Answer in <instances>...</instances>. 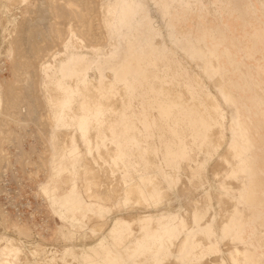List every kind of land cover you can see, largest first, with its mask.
Here are the masks:
<instances>
[{"label":"rangeland","instance_id":"rangeland-1","mask_svg":"<svg viewBox=\"0 0 264 264\" xmlns=\"http://www.w3.org/2000/svg\"><path fill=\"white\" fill-rule=\"evenodd\" d=\"M181 1L186 14L181 45L168 37L160 6L153 7L160 24L159 28L154 25V46L148 47V53L155 66L148 67L143 90L148 91L151 100L154 97L151 113L154 127L146 130L145 125L143 128L135 123L144 134H137L136 138L147 143L148 149L141 145V153L132 148L133 160L139 167L126 170L130 179L112 170L111 161L104 158L105 151L100 156L89 155L81 142L88 130L84 129L87 120L81 126L75 124L83 106L77 110L78 116L73 112L72 118L81 133L69 130L74 126L56 133L58 170L49 172L35 165L43 151L41 141L48 137L35 124L29 122L27 130L23 129L26 135L20 138L17 135L18 141L0 139L9 165L4 170L9 172L10 179L6 190L0 192V264H119L114 258H104L112 245L121 249L133 264H264V0ZM213 5L217 10H213ZM35 10L37 0H0V79L15 78L7 56L12 38L18 23L27 32L26 23L35 19ZM101 21L99 24L103 26ZM100 29L103 42L95 39L97 42L92 40L91 48L81 49L105 51V26ZM27 34H21L20 43L24 40L29 43ZM49 40L43 44H52ZM139 44L142 54L146 41L140 39ZM201 46L204 54L199 56ZM139 59L147 62L144 56ZM173 59L186 68L185 81L171 77L177 73L175 67L169 69V65L176 64ZM92 73L98 77L97 71ZM111 75L101 79L102 91L113 87V81L108 90L102 86L105 81L111 82ZM67 101L64 105L70 111ZM132 101V109L139 116V100ZM109 105L116 108L114 97ZM13 124L8 125L13 128ZM105 127L104 135L94 132L99 141L105 140L106 145L111 133L116 142L113 127L110 124ZM27 152L31 159L26 160ZM226 154V158L229 155L232 158L228 165L223 162ZM74 164L76 169L72 172ZM96 169L102 184L98 193L91 188L90 193L95 194L88 195L84 181ZM230 172L241 176L239 190L235 189L239 182L228 177ZM141 174H150L152 179H141ZM125 181L137 183L141 188L145 184L149 187L158 184L160 189L154 200L143 189L147 201L125 202ZM224 184L235 188L229 186L231 190H228ZM72 186L86 204L99 206L103 214L99 216L84 209L66 212L58 205L53 206L41 189L46 187L55 197H61ZM3 189L0 183V191ZM110 197L115 200L110 201ZM59 210L65 214L63 219ZM140 220L150 222V227L145 228ZM122 231L126 237L121 236ZM108 255L116 257L112 252Z\"/></svg>","mask_w":264,"mask_h":264},{"label":"bare ground","instance_id":"bare-ground-1","mask_svg":"<svg viewBox=\"0 0 264 264\" xmlns=\"http://www.w3.org/2000/svg\"><path fill=\"white\" fill-rule=\"evenodd\" d=\"M10 1H14V0H10ZM15 1H17V0H15ZM21 1L26 2L27 0H21ZM213 8H214L213 10H217L216 5H213ZM31 12H32V10L29 13H31ZM219 16L221 17L220 13H219ZM101 19H102L101 5H100V2H98L97 0H37V11L35 13V19L32 22H29V24L26 21L27 22L26 24L28 25L27 26V32L24 30L25 28L24 29L22 28V26H21L22 29L19 27L20 23H18V28L15 29V35H14V38H12V42H11V50L9 51L7 56L10 59L9 62H12V65L14 67L13 68V75L14 74H16V75H14L15 78H13L11 76L12 79L10 77L11 80H8V81L0 79V119H1V116H3V118L0 121V136L2 135L1 136L2 138H0V139L1 140L4 139L3 140L4 142L6 140L7 141L8 140H14L15 141L16 139L18 141V136L20 138V135H22L23 132L26 131L27 128L29 127V122L35 124V126H37L38 130H45L47 132L46 134L48 137L45 138L43 141H41L42 146H43V151L41 152V154L38 155V159L36 160L35 165L37 167L42 168V169L44 168V170H47L49 172L53 171L55 169L58 170L57 169V162H55V147H56L55 146V142H56L55 139L57 138L56 133L58 131H61L64 129L67 130L70 126L71 127L75 126L73 124L74 123L73 119H74L75 115L73 114V112H70L69 110H67L65 108V105H64V102L67 101V97L57 87L56 77L54 74V70H55L54 60L56 59V54L60 53L61 50L63 49V47L66 46L67 44H69L68 43L69 38H73V39L76 38V40L70 44L71 45L73 44L74 47H76L78 49H81L83 47H85V48L90 47L91 48L92 43L94 42L95 39H99V43L101 41L103 42V39H104L103 36L104 35L101 36V33L103 31L100 33L98 32L101 30L100 27L104 26L103 24H102L103 26H101L99 24L100 23L99 21ZM21 21H23V20H21ZM102 21H101V23H102ZM22 25H23V23H22ZM20 29H21V31H20ZM23 30L25 32H23ZM22 33H28L27 35L29 36V38H28V36H27V38L29 40V43H27L28 42L27 40H26L27 42H25V40H24L25 37L23 36L24 34L22 36H23V40L25 43L23 41H22L23 43L19 42L20 41L19 37H21ZM100 36H101V39H100ZM38 39H40L41 41H39ZM46 40H49L50 42L52 40V44L51 43L50 44L49 43L43 44V42H46ZM92 40H93V42H92ZM54 41H55V44L53 45ZM95 42H97V41L95 40ZM96 44H98V43H96ZM22 47L24 50H22ZM57 47L58 48L60 47V49H57ZM24 51L26 52V54L24 53ZM198 53L200 54L199 56L204 54L203 46H201L199 48ZM27 54L29 56H27ZM26 57H28L29 60L26 59ZM53 58H54V60H53ZM117 58H118V56H117ZM199 60H201V58ZM32 61H34V62H32ZM112 62L108 59H101V58H89L86 61L87 64H90L92 66L94 65L99 70V72L103 75L105 72H107V70H110V71L113 70L116 72L117 77L123 78L124 75H126L125 74L126 71L123 72L124 69H122V67H121L122 65L117 66L115 62H113V63ZM127 62H129V61H127ZM72 64L73 63H71V65ZM2 67L5 68L4 65ZM68 70H69V68H68ZM43 71H45V74H43ZM77 71H78V68H77ZM134 71H136V70H134V67H133V72ZM52 85L54 87H52ZM102 86L105 88V90H108L109 88L112 87V82L105 81L102 84ZM67 87L69 88V86H67ZM53 88H54V90H53ZM53 91H55V92H53ZM91 92H92L91 94L93 95L92 96L93 97L92 100H93L94 98L97 97V92L94 89H91ZM69 95H71V94H69ZM84 99H86V98H84ZM118 105H120V104H118ZM95 108H96V104L83 105L81 116H79V118L76 116L78 118V120L75 118L76 119L75 124H79L81 126L83 124V122L85 120H87L86 119L88 117L87 112L92 113L93 111H95L94 110ZM10 122L14 123L13 128L10 125H8ZM27 125H28V127H27ZM93 126L94 125L92 123V126L88 127V130H86V132H85V136H83V138L81 139V142L84 146H86L85 148L88 150L89 155L92 156L93 153H97L100 156L101 152L105 151V157L104 158H106L109 161V163L111 161L110 164H111L112 170L120 172V174L122 175V177L124 179H128V178L130 179L131 177L128 175L129 173L126 171L127 169H125L123 167V163H120V155H119L120 151H118L117 146L115 145L116 142H114L112 140V138H113L112 134L108 133V135H109L108 137L110 140L105 145V140L104 141L102 140V142L99 141V139H98L99 137L94 133L95 131L93 129ZM23 129H26V130H23ZM131 129H132V127H131ZM109 131H110V128H109ZM24 137H26V136H24ZM116 139L114 138V140H116ZM1 140H0V144H2ZM22 141H20V142H22ZM93 142H94V144H93ZM17 143H19V142H17ZM91 143L93 146L91 145ZM103 143H104V145H103ZM22 145H23V143H22ZM17 147H19V149H20L21 146L19 145ZM71 147H72V145H71ZM71 147L66 149L67 152H70ZM1 149L2 148L0 147V150ZM2 151L3 150L0 151L1 152V154H0V179L4 175L7 174V171L4 169L8 165V163L6 165L8 158L7 159L5 158V153L3 154L4 151L3 152ZM139 151L142 153L141 144L139 145ZM21 153H22V151L18 154V156L19 155L21 156ZM34 153H36V152H34ZM26 154H27L26 160L31 159V156L29 155L30 152H29V154H28V152ZM2 155H3V157H1ZM122 155H124V154H122ZM229 156L228 157L231 158V155H229ZM226 157H227V154L224 156V158H226ZM56 158H57V156H56ZM229 158H226L223 161L226 163V165H228V162L232 163V158L231 159H229ZM16 160H18V159H16ZM2 164H3V166H1ZM233 167H235V166L233 165ZM75 169H76V166L74 164L72 166V172H74ZM85 169H87V168H85ZM91 169H89V170H91ZM104 169H105V167H104ZM97 170L98 169H96V171ZM98 171L95 173H93V172L90 173L92 176L91 177L89 176L90 177L89 180H87V178H85V176L87 174L89 175L88 171H86L87 174H85L83 176L85 178L84 185L87 184L86 185L87 188H86L85 193H87L89 191V194L87 193L88 195H90L93 192V191H91V193H90L91 188H93V190L95 189V192L97 191L96 193H98V190H100V189H98V186H101V184H102V180H101L102 177L100 176L101 177V179H100V177L98 175ZM228 171H230V168H228ZM228 174H229L228 175L229 178L239 182V185H236L237 188H235L233 185H231L232 187L229 185L231 187V189L234 187L235 189L239 190L240 189L241 176L235 175L233 172H230ZM57 175H59V173ZM139 176L141 179L142 178H146L147 180L152 179L150 177V174H141ZM50 177H49V179H51ZM118 177H119V175H118ZM52 178H53V176H52ZM106 178H103V179H105L103 181L107 182ZM85 182H87V183L85 184ZM105 182H103V183H105ZM108 182H109V180H108ZM124 183H125V186H124L123 191L125 193V198H124L125 202H128L130 200H135L137 202L143 203V202L147 201L148 198H150L151 200H154V195L158 194L159 189H160L158 184L153 186V187H149L147 184H145L143 186L144 188H141L140 185H138L137 183H128L127 181H125ZM232 184H235V183H232ZM226 185L227 184H224V187ZM73 186H74V184H73ZM73 186H72L71 190L68 191V193L64 194L61 197H55L53 195V193L50 192L49 189H47L48 186H47V188L43 187L41 189L43 192V196L45 195L49 199V201L51 202V204L53 206L58 205L61 209L66 210V212H70V210L82 211L84 209V211L95 212L99 216H101L103 214V211L100 209V207L95 205V204H86V202L83 200V198L80 197L81 195L79 196V193H77L76 189ZM93 186H95V187L97 186V190ZM113 186H115V185H113ZM229 186H226V187H229ZM102 187H104V185ZM116 187L118 188V185ZM230 187L228 190H231ZM117 188H115V191H117L116 190ZM234 188H233V190H234ZM143 189L147 192V194L149 196L148 198L145 197ZM104 190H105V188H104ZM104 190L102 189V191H104ZM113 190H114V188L112 189V192H113ZM108 191H111V190H108ZM95 192L92 193L93 196H94ZM100 194H101V191H100ZM100 194H99V197H100ZM104 194H101V195H104ZM117 194H119L118 191H117L116 195ZM93 196H92V198H96V197L98 198V196H95V197H93ZM104 197L101 196L100 198H103V200H104L105 199ZM112 197H115V196H112ZM112 197H110L111 199H109V198L108 199L110 201L112 200V202H113L115 200V198L113 199ZM100 198L98 200H100ZM159 200L160 199H158V201ZM103 202H105V201H103ZM95 207L97 208V210H95ZM2 213H3V211H2ZM59 214H60V218L63 219L65 214L60 210H59ZM72 217H74V216H72ZM140 223L145 224L144 225L145 228L150 227V222H147L145 220H140ZM100 225H101V222H100ZM100 225L98 224L96 226L100 227ZM96 226H93V228L94 227L96 228ZM61 229H63V227H61ZM64 229H66V228H64ZM21 230H22V228H21ZM114 230H116V229H114ZM22 231H24V230H22ZM92 232H94V231H92ZM64 236H65V234H64ZM70 236H71V234H70ZM121 236L126 237L127 236L126 232L122 231ZM102 237H104V236H102ZM103 239L106 240V237H104ZM109 252H112L116 256V258L122 262L121 264H133L132 261L127 260L124 252L121 249L117 248L116 246L112 245L111 247H108L104 256H107V254ZM155 257L157 258V256H155Z\"/></svg>","mask_w":264,"mask_h":264},{"label":"crops","instance_id":"crops-1","mask_svg":"<svg viewBox=\"0 0 264 264\" xmlns=\"http://www.w3.org/2000/svg\"><path fill=\"white\" fill-rule=\"evenodd\" d=\"M149 1L150 3L148 0H100L102 20L107 39L105 51L87 52L85 51L86 49H78L73 44H70L76 38H69V44L64 46L60 53L56 54V59L54 60V74L57 87L67 97L68 109L78 116L77 110L80 106L96 104L95 111L92 113L87 112V123L84 129L92 126L93 123L95 133L97 135H101V133L104 135L106 133L105 126L110 124V127H113V134L117 138L116 146L118 151H120V163H123V167L127 170L138 166V162L133 160L132 148L135 147L139 151V145L141 144L142 146L145 145L148 149L147 143L136 138L137 134L140 136L144 134L141 133L135 123L138 122L143 128L145 125L146 130L154 127V119L151 114L152 110H154V97L151 100L148 91L143 90V81L147 78L148 67L155 66L153 60L149 59L148 53V47L153 45L152 41H154V33L156 32L154 25L159 28L160 24L159 21H156V12L153 10V7L156 5L160 6V17L165 21L167 35L174 43L177 41L181 45L186 23V14L181 6L182 4L184 5V2L181 0H159L160 3L157 0ZM144 28H146V32ZM140 39L141 41H146V48L142 54L139 53ZM150 48L152 47L150 46ZM108 49L113 50V52L108 53ZM178 49L182 51L180 47ZM140 56H144L147 62L140 60ZM164 56H168V54L165 53ZM89 58L108 59L111 62H115L117 66L122 65L121 67L124 69L122 71H126V75L123 78L117 77L116 72L113 70H107L103 75L94 65L86 63ZM172 62L176 64L169 65V69L171 70L173 66L177 70V73L171 74V77L175 80L182 79L185 81L186 68L182 66L180 61L173 59ZM71 63L73 64L71 65ZM133 67L136 70L134 72ZM93 71L98 72V77L92 73ZM110 73L112 74L110 80L114 83L113 87L108 91H102L100 87L101 79H107L106 75ZM156 79H159V77H156ZM94 80L96 82L92 86ZM91 89H94L99 95L93 100ZM142 92H144V95L140 94ZM112 97L116 99V108H112L109 105ZM133 99L139 100V116H136L135 111L132 109ZM69 130L81 133L75 126L69 128ZM126 154L129 155L127 156ZM104 258H114L119 264L122 263L116 257H110L108 254Z\"/></svg>","mask_w":264,"mask_h":264},{"label":"built area","instance_id":"built-area-1","mask_svg":"<svg viewBox=\"0 0 264 264\" xmlns=\"http://www.w3.org/2000/svg\"><path fill=\"white\" fill-rule=\"evenodd\" d=\"M7 174H9V172L7 171ZM7 174L6 175H4L1 179H0V183H2L3 184V190L2 191H0L1 193H3L5 190H6V184H7V182L10 180L9 179V177L7 176Z\"/></svg>","mask_w":264,"mask_h":264},{"label":"flooded vegetation","instance_id":"flooded-vegetation-1","mask_svg":"<svg viewBox=\"0 0 264 264\" xmlns=\"http://www.w3.org/2000/svg\"><path fill=\"white\" fill-rule=\"evenodd\" d=\"M185 30V29H184Z\"/></svg>","mask_w":264,"mask_h":264}]
</instances>
